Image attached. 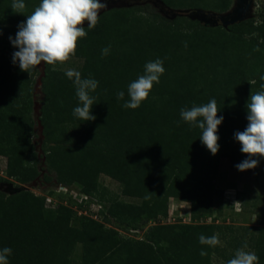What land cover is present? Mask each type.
Instances as JSON below:
<instances>
[{
  "label": "trees",
  "instance_id": "trees-1",
  "mask_svg": "<svg viewBox=\"0 0 264 264\" xmlns=\"http://www.w3.org/2000/svg\"><path fill=\"white\" fill-rule=\"evenodd\" d=\"M24 2L25 12L17 14L11 9L13 0H0V154L7 158L6 175L21 182L34 175L37 161L31 141L29 77L37 70L24 72L12 62L19 49L9 37L15 38L18 25L41 0ZM200 3L223 11L231 0ZM85 30L87 36L80 39L75 56L83 58L81 78L99 82L90 93L96 97L91 109L96 119L82 121L73 115L79 106L73 81L46 65L39 116L42 153L60 181L87 179V192L109 203L108 212L122 229L137 230L150 220L155 224L148 226L144 240L119 235L87 216L79 217L75 227L70 207L47 210L41 199L18 193L0 197V249H12L9 264H70L79 242L83 264H211L213 247L200 244L198 237L212 236L217 226L164 225L160 220L167 215L169 197L189 201L195 219L210 212L223 196L213 182L219 157L228 156L234 169L248 159L234 134L247 127V103L264 84L260 79L264 52L251 48L264 47V1L257 17L227 26H205L186 15L168 19L152 8L135 6L106 11L94 29ZM108 46L109 54L102 57L101 50ZM156 59L164 61L160 82L139 108H124L130 100L128 86L144 74L146 63ZM119 91L125 94L123 100H117ZM213 98L218 117H223L216 155L203 145L202 130L180 116L182 108ZM101 172L120 181L122 193L137 197L139 203L118 202L115 195L98 188ZM235 242L243 245V239ZM249 242L259 264H264V227H258ZM202 249L206 256L200 255Z\"/></svg>",
  "mask_w": 264,
  "mask_h": 264
},
{
  "label": "rangeland",
  "instance_id": "rangeland-1",
  "mask_svg": "<svg viewBox=\"0 0 264 264\" xmlns=\"http://www.w3.org/2000/svg\"><path fill=\"white\" fill-rule=\"evenodd\" d=\"M160 1L172 9L202 8L225 13L232 8L235 0H231L229 7L223 11L204 7L203 4L200 3L202 0ZM263 1L264 0H253L247 18L258 16ZM135 6L152 8L154 11L167 17L159 6L148 0L133 1L128 5L108 6L106 9L101 10L100 15L113 8H131ZM167 18L174 19V17ZM87 26L88 24L85 22L84 27L87 28ZM196 29L200 30L199 28ZM251 48L261 53L264 52V47ZM82 64L83 58L74 56L67 63L57 65L55 71L66 73L68 70H76L80 72ZM49 67L53 70L52 66ZM45 68L46 64L42 63L36 68L37 72L35 75H29L30 79L33 81L31 116L34 121V135L31 137V141L37 155V161L34 165V175L24 182L18 181L12 177L9 178V176L6 175L7 158L5 155L0 154V177L6 178L5 180L0 179V197L8 199L11 195L24 193L29 198L41 199L47 210H56L60 205L70 207L73 210L71 221L72 225L75 227L78 226L77 219L79 217L87 216L102 223L105 227L117 231L119 235L131 239L144 240L145 231L148 226L155 224L154 221L150 220L142 228L137 230L122 229L119 226L120 223L116 222L114 217L110 216L108 212L109 203L99 199L96 193L87 192V179L80 177L74 179L70 183L60 181L57 178V172L49 168L41 149L44 134L43 126L39 120L40 108L44 96L41 91V81ZM78 127V125H75L73 131H77ZM30 159V155H27L26 161H30ZM217 169L218 172L213 182L217 188L223 190V196L214 203L210 212L201 214L200 218L195 219L192 217L190 209L191 203L189 201L177 197H169L167 215L161 217L160 221L161 224L164 225L210 223L217 226L214 230V234H219L221 245L212 248V252L210 253L211 264H227V261L234 257L235 252L243 247L245 241L248 245L245 251L254 252L249 242V237L256 235L258 227H264V158H259V163L255 170L241 172L231 166L228 156H221L217 161ZM96 185L98 188L102 189V191H108L115 195L118 202L139 203L137 197L122 193L123 184L120 181L103 172L99 173L97 176ZM238 195L241 196V199H239ZM96 210L97 213L93 214V211ZM103 217H109L110 221L105 222ZM125 227L128 228L127 226ZM237 238L243 239V245L239 244V246H237L238 242H235ZM82 255V244L80 242L76 243L71 253V259L74 262H70V264H83Z\"/></svg>",
  "mask_w": 264,
  "mask_h": 264
},
{
  "label": "clouds",
  "instance_id": "clouds-1",
  "mask_svg": "<svg viewBox=\"0 0 264 264\" xmlns=\"http://www.w3.org/2000/svg\"><path fill=\"white\" fill-rule=\"evenodd\" d=\"M106 8L107 3H102L101 0H41L34 11L27 15L26 22L18 25L15 38L9 37L13 47L19 49L13 53L12 62H18L21 71L28 73L42 63L52 66L55 70L57 65H63L75 56L80 39L87 36L85 22L88 29H94L99 22L101 10ZM11 9L14 13L23 14L26 4L24 0H13ZM109 52L110 46L103 48L102 57L107 56ZM163 63L162 59L146 63L144 74L128 86L130 100L124 103V108L137 109L148 99L154 84H158L164 74ZM66 76L73 81L79 101V106L73 109V115L82 121L95 120L91 109L96 97L90 93L96 91L99 82L93 78L82 79L81 73L76 70H68ZM260 79L264 81V75L260 76ZM260 87V91L251 93L246 106L247 127L244 131L234 134L235 140L241 145L240 151L248 157L236 165L241 172L256 168L258 158H264V84ZM124 95L123 91H119L117 100H123ZM219 111L214 98L207 104L180 110L183 121L202 130L200 139L212 155H216L220 147L217 133L223 117H218ZM145 199H150V196ZM198 239L202 245H221L219 234L210 237L201 234ZM247 247L245 241L243 247L235 252L227 264H259V257L255 252L245 251ZM11 255L10 247L0 249V264H9L8 257ZM200 255L206 256L207 252L202 249Z\"/></svg>",
  "mask_w": 264,
  "mask_h": 264
},
{
  "label": "water",
  "instance_id": "water-1",
  "mask_svg": "<svg viewBox=\"0 0 264 264\" xmlns=\"http://www.w3.org/2000/svg\"><path fill=\"white\" fill-rule=\"evenodd\" d=\"M133 1L138 2L140 0H101L102 3H107V7L128 5ZM148 1H152L155 5L159 6L164 14L169 18H173L176 15H186L190 19L198 20L199 22L207 26H227L229 24L237 23L246 19L249 15L250 7L253 2V0H235L232 8L229 11L221 13L202 8L172 9L160 0Z\"/></svg>",
  "mask_w": 264,
  "mask_h": 264
}]
</instances>
